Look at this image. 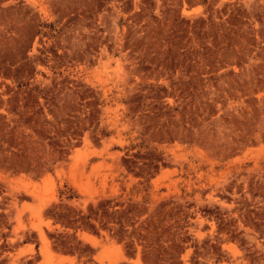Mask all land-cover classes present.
I'll use <instances>...</instances> for the list:
<instances>
[{
    "label": "rangeland",
    "instance_id": "374dc122",
    "mask_svg": "<svg viewBox=\"0 0 264 264\" xmlns=\"http://www.w3.org/2000/svg\"><path fill=\"white\" fill-rule=\"evenodd\" d=\"M0 264H264V0H0Z\"/></svg>",
    "mask_w": 264,
    "mask_h": 264
}]
</instances>
